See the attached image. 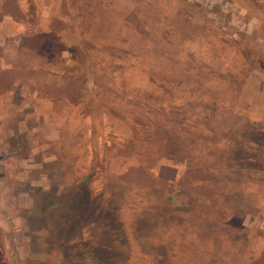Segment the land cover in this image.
Returning a JSON list of instances; mask_svg holds the SVG:
<instances>
[{"label": "rangeland", "instance_id": "1", "mask_svg": "<svg viewBox=\"0 0 264 264\" xmlns=\"http://www.w3.org/2000/svg\"><path fill=\"white\" fill-rule=\"evenodd\" d=\"M0 264H264V0H0Z\"/></svg>", "mask_w": 264, "mask_h": 264}]
</instances>
